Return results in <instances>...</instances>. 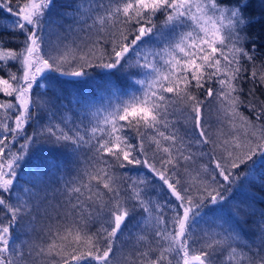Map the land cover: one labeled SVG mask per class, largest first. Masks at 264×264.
<instances>
[{
    "label": "snow or ice",
    "instance_id": "snow-or-ice-1",
    "mask_svg": "<svg viewBox=\"0 0 264 264\" xmlns=\"http://www.w3.org/2000/svg\"><path fill=\"white\" fill-rule=\"evenodd\" d=\"M0 11V264H264V0Z\"/></svg>",
    "mask_w": 264,
    "mask_h": 264
},
{
    "label": "trees",
    "instance_id": "trees-1",
    "mask_svg": "<svg viewBox=\"0 0 264 264\" xmlns=\"http://www.w3.org/2000/svg\"><path fill=\"white\" fill-rule=\"evenodd\" d=\"M11 17L8 16V14L4 11H0V26H7L11 23ZM163 17H160V20H162ZM159 23V21H158ZM251 32L253 33V35L257 38V43H261V37H264V21H262L259 24L254 25V27L251 29ZM99 71V70H97ZM250 87V84H245L244 88L245 90H247V88ZM257 95L260 96L261 99H264V88L258 89L257 90ZM242 111L245 112V114L247 115V110L246 109H241ZM29 132H31V129H28ZM18 147V145H17ZM21 178L26 179V175L24 173H21ZM18 233L20 232V229L16 230ZM29 236L28 235H21L20 239H28Z\"/></svg>",
    "mask_w": 264,
    "mask_h": 264
}]
</instances>
